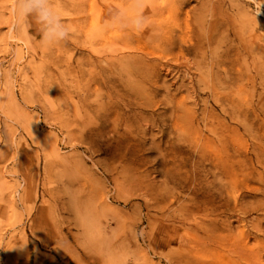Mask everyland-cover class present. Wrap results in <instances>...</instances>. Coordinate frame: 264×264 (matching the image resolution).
<instances>
[{"label":"rangeland","instance_id":"374dc122","mask_svg":"<svg viewBox=\"0 0 264 264\" xmlns=\"http://www.w3.org/2000/svg\"><path fill=\"white\" fill-rule=\"evenodd\" d=\"M50 2L0 0V264H264V0Z\"/></svg>","mask_w":264,"mask_h":264},{"label":"clouds","instance_id":"9594fccd","mask_svg":"<svg viewBox=\"0 0 264 264\" xmlns=\"http://www.w3.org/2000/svg\"><path fill=\"white\" fill-rule=\"evenodd\" d=\"M13 13L18 19L32 18L40 28L42 43L54 47L70 38L68 26L50 0H15ZM139 26V22H137Z\"/></svg>","mask_w":264,"mask_h":264},{"label":"bare ground","instance_id":"6f19581e","mask_svg":"<svg viewBox=\"0 0 264 264\" xmlns=\"http://www.w3.org/2000/svg\"><path fill=\"white\" fill-rule=\"evenodd\" d=\"M118 33V29L116 31H113V34ZM125 35H128L129 33L127 31H124ZM137 41L140 42L141 40L139 37H137ZM160 44V43H158ZM131 46H127V48H122L120 50L118 49H112L110 52L111 56H108L110 59L118 58L120 62H122V66H126L129 69L134 68L136 70H144V69H150L152 64V61L150 58H147L145 56H141L142 54L140 50V46H137V48H131ZM251 52H253L251 50ZM250 53V52H249ZM122 58V59H120ZM182 84V83H181ZM185 112L189 113L190 107L185 106L183 109ZM220 147L217 148L221 153H223L225 156H228L229 154V144L227 142L226 137H220ZM210 140V138H208ZM227 171V169L225 168Z\"/></svg>","mask_w":264,"mask_h":264}]
</instances>
